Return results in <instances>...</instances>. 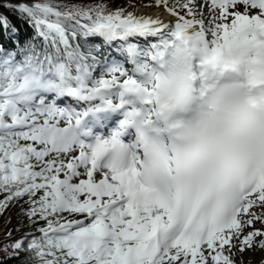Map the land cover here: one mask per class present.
I'll list each match as a JSON object with an SVG mask.
<instances>
[{
  "label": "snow or ice",
  "instance_id": "6c2138e0",
  "mask_svg": "<svg viewBox=\"0 0 264 264\" xmlns=\"http://www.w3.org/2000/svg\"><path fill=\"white\" fill-rule=\"evenodd\" d=\"M0 8V264H264V0Z\"/></svg>",
  "mask_w": 264,
  "mask_h": 264
},
{
  "label": "trees",
  "instance_id": "16d2710c",
  "mask_svg": "<svg viewBox=\"0 0 264 264\" xmlns=\"http://www.w3.org/2000/svg\"><path fill=\"white\" fill-rule=\"evenodd\" d=\"M2 2V0H0ZM20 0H12V3H18ZM26 2H32V0H26ZM65 2H74V3H92L94 0H65ZM116 4L124 3V0H115ZM0 13H5L9 16L10 21L14 24H17L22 31L30 32L31 29L27 25L26 21L19 18L15 13L6 11L4 8H0ZM0 198H2V194H0ZM11 220V223L8 221ZM21 217L19 216V205L11 207L9 210H6L4 214L0 215V245L3 244L4 241L9 239H15L20 235V232L26 231V228L22 227L20 224ZM6 229L12 230L13 235L11 237L6 235ZM16 229H19L17 231ZM4 230V232H2ZM3 253L0 251V256ZM8 264H15V261H9Z\"/></svg>",
  "mask_w": 264,
  "mask_h": 264
},
{
  "label": "bare ground",
  "instance_id": "6f19581e",
  "mask_svg": "<svg viewBox=\"0 0 264 264\" xmlns=\"http://www.w3.org/2000/svg\"><path fill=\"white\" fill-rule=\"evenodd\" d=\"M156 11H159V10L158 9H151V8H144V9L140 10V13H142V14H152V13H154ZM163 18L164 19H168L169 17L167 15H165Z\"/></svg>",
  "mask_w": 264,
  "mask_h": 264
},
{
  "label": "rangeland",
  "instance_id": "374dc122",
  "mask_svg": "<svg viewBox=\"0 0 264 264\" xmlns=\"http://www.w3.org/2000/svg\"><path fill=\"white\" fill-rule=\"evenodd\" d=\"M142 9H144V8H142ZM142 9H140V10H142ZM151 9H156V8H151ZM139 10V11H140ZM257 227H260L261 225L259 224V223H257V225H256ZM2 232H4V230L2 231ZM248 255H252V254H250V253H246V256H248ZM255 259L259 262L260 260H261V254L260 253H256L255 254Z\"/></svg>",
  "mask_w": 264,
  "mask_h": 264
}]
</instances>
